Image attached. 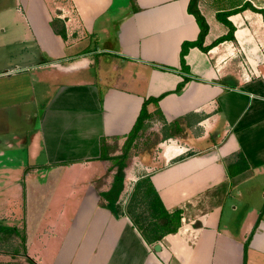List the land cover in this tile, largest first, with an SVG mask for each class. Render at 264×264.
<instances>
[{
	"label": "crops",
	"instance_id": "crops-1",
	"mask_svg": "<svg viewBox=\"0 0 264 264\" xmlns=\"http://www.w3.org/2000/svg\"><path fill=\"white\" fill-rule=\"evenodd\" d=\"M119 1L0 0V113L43 107L24 115L39 121L29 157L41 160L22 167L25 192L9 152L20 143L0 140V186L25 193L28 207L25 262L2 264H264V0H199L208 51L190 47L184 66L182 46L200 34L190 0ZM36 87L54 93L43 102ZM158 98L148 111L164 137L127 170L120 205L149 178L183 214L176 234L149 244L128 216L100 206L113 183H101L112 162L102 157ZM46 173L62 203L31 214L33 177Z\"/></svg>",
	"mask_w": 264,
	"mask_h": 264
},
{
	"label": "rangeland",
	"instance_id": "rangeland-1",
	"mask_svg": "<svg viewBox=\"0 0 264 264\" xmlns=\"http://www.w3.org/2000/svg\"><path fill=\"white\" fill-rule=\"evenodd\" d=\"M127 0H120L119 4H122L126 2ZM105 73V72H104ZM33 90L36 91V94L39 98L45 102L48 98V96L52 95L54 92L52 90L48 89H40L39 87L33 88ZM42 93V96H40ZM25 94V96H27ZM40 104V106H39ZM35 107L38 110V114H40V109L43 108L41 106V101L38 103L37 106H26L25 108L22 106H19V109L16 111L17 115H8L7 112L0 113V116L4 114V120L2 117H0V140H3L8 142H18L20 143V147L18 150L9 149V152L11 151V155H14L13 160L14 161L12 164H17V166H20V175H22V186L24 187V192L26 191L25 185L23 184L24 182V177H25V172L27 170H24V168H27V166H31L32 168L33 165L37 164L36 162H40V159H36L34 161H31L29 157V151H30V145H31V140H32V134L36 130L35 128L38 127L39 121L36 119L34 122L32 121H25L24 115L29 114L32 112V110ZM20 110V111H19ZM25 121V122H24ZM35 123V125H34ZM164 125L162 123H159L157 121V118L154 120H150L146 122V125L142 132L139 134L138 138L136 141L131 145L129 152L125 156V160L123 161L124 165L117 164L115 161H112L111 163H108V170L107 174L104 176L107 177V181L102 182L103 184H109L111 180L113 181L115 179V176L117 175L118 169L124 168V183L126 181L127 177V170L132 169V173H136V168L140 166V158L145 155V152L148 151V146L153 145L156 146L159 141H161L164 137L163 135V127ZM22 142V143H21ZM124 142L123 143H115L111 145L112 147H115V150L112 152V154H116L115 156H121L122 153L124 152L125 149L124 147ZM6 149V148H5ZM8 151V150H7ZM15 152V153H13ZM114 156V157H115ZM120 165V166H119ZM24 167V168H22ZM15 168L18 171V167L15 166ZM140 168V167H139ZM16 171V172H17ZM17 175V174H16ZM64 180H68L67 184L71 183V180L74 179L75 177L71 176H64ZM43 178V179H42ZM71 178V179H70ZM37 179L38 184H34V182L31 183L32 189H31V195L29 197V200L31 202V208H30V213L31 214H41L44 212L46 215V211H44L46 208L48 210L51 209V211L54 213L56 209L60 207V197L56 196L60 193V183L59 179L53 175V174H48L46 173L43 177H33V180ZM105 179V180H106ZM62 180V179H61ZM60 180V182H61ZM103 180V179H101ZM36 181V180H35ZM131 182V181H130ZM260 182V179L257 178L255 181H252L249 185V188L255 189L257 188L258 184ZM99 184V183H98ZM109 186V185H108ZM130 187V184H129ZM2 190L0 191V226H11V227H17L20 231V235L18 236H13L11 239H8L7 241L4 240L3 237L0 239V264L10 260V259H16L19 262H25L26 256H27V251L24 249V243L22 241V237L26 236L27 234V200L25 193H20L21 196H18L16 190L10 189L6 190L5 187L0 186ZM125 189V188H124ZM58 190V191H57ZM129 190V189H128ZM132 189V193H133ZM256 190V189H255ZM124 192V191H123ZM17 196H13L12 194ZM131 193V194H132ZM131 196V195H130ZM257 196H250L251 199H254L255 204L257 207H262V205L258 204L261 203V201H257ZM65 198H63L64 200ZM130 197L126 199L127 204L129 202ZM13 200V201H12ZM124 204V205H125ZM13 213V214H12ZM241 214V213H240ZM41 216V215H39ZM43 216V215H42ZM241 217V215H240ZM239 219V216H238ZM52 220H55L53 216H51V213H48L47 217L45 218V221L43 224H41L40 229L42 230L43 225L47 223V221L50 222ZM4 257V258H3ZM6 258V259H5ZM15 261L14 263L16 264ZM18 264V263H17Z\"/></svg>",
	"mask_w": 264,
	"mask_h": 264
},
{
	"label": "trees",
	"instance_id": "trees-1",
	"mask_svg": "<svg viewBox=\"0 0 264 264\" xmlns=\"http://www.w3.org/2000/svg\"><path fill=\"white\" fill-rule=\"evenodd\" d=\"M199 0H190L189 4V13L194 15L199 27L200 34L199 38L196 42H185L182 46L181 52V61L182 65H185V56L190 47H199L205 52L208 51L207 48L203 47L204 39L208 33V25L201 15L198 9ZM264 15V11L261 12ZM220 20H222L225 24L230 25L226 17L219 16ZM56 28L55 23L53 24ZM231 33L228 36V39H234V27L231 25ZM56 32L61 35L64 39H66V31L65 28H56ZM224 41V40H220ZM219 43V42H218ZM184 83H182L177 92H180ZM159 99H149L143 103L142 110L140 115L126 138L123 149L124 152L121 156L110 157L107 154L102 157V159L115 161L117 164L121 166L124 165L123 161L125 160V156L129 152L131 145L136 141L139 134L144 129L146 122L150 120L153 115L148 111V105L151 102H154L158 105ZM102 148L105 149L104 153L108 152V146L104 143ZM119 165V166H120ZM124 168H119L115 179L113 180L112 187L108 192L101 193V201L100 206L112 211L117 217L126 215L128 216L134 226L140 231L144 239L149 244L157 243L163 240L164 237L170 234H176L182 222V210H176L174 212H169L164 206L160 196L152 186V183L149 178H145L139 180L133 190L132 195L130 196L129 202L123 208L120 205V197L124 191ZM20 230L17 227H9V226H0V239L1 237L4 240L11 239L13 236L20 235ZM22 241L24 243V249H26V236L22 237ZM247 248V245H246ZM26 251V250H25Z\"/></svg>",
	"mask_w": 264,
	"mask_h": 264
},
{
	"label": "water",
	"instance_id": "water-1",
	"mask_svg": "<svg viewBox=\"0 0 264 264\" xmlns=\"http://www.w3.org/2000/svg\"><path fill=\"white\" fill-rule=\"evenodd\" d=\"M160 249V246L159 245H156V250H159Z\"/></svg>",
	"mask_w": 264,
	"mask_h": 264
}]
</instances>
